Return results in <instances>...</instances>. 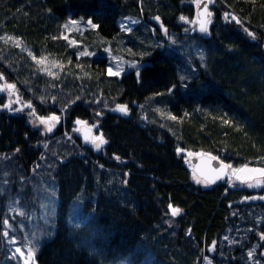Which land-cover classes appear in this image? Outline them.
I'll list each match as a JSON object with an SVG mask.
<instances>
[{
    "label": "trees",
    "instance_id": "16d2710c",
    "mask_svg": "<svg viewBox=\"0 0 264 264\" xmlns=\"http://www.w3.org/2000/svg\"><path fill=\"white\" fill-rule=\"evenodd\" d=\"M213 2L200 36L179 19L193 20L194 0H0V85L58 116L45 133L0 92V264H20L29 241L37 264H201L210 247L214 264H264V202L239 203L254 192L234 180L198 183L184 159L264 168V0ZM89 17L97 28L64 39L67 21ZM105 47L139 63V82L107 74ZM117 104L127 119L106 112ZM76 118L104 137L99 149L80 142ZM237 226L243 251L222 243Z\"/></svg>",
    "mask_w": 264,
    "mask_h": 264
},
{
    "label": "snow or ice",
    "instance_id": "6c2138e0",
    "mask_svg": "<svg viewBox=\"0 0 264 264\" xmlns=\"http://www.w3.org/2000/svg\"><path fill=\"white\" fill-rule=\"evenodd\" d=\"M194 3L197 4L198 11H197V16L193 18V23L198 24L199 31L201 33H206V32H208V24L210 22V18L212 16V12L209 10L207 3H204L202 5V7L200 5V0H194ZM47 11H51V10L48 9ZM224 15H225V18H227L228 13H225ZM154 19L159 21L160 17L156 16V17H154ZM179 19L184 21L187 18L185 16L181 15L179 17ZM232 19L236 20V22L238 24L240 23V21L235 16H233ZM70 22L71 23H76V21H70ZM88 23L91 25V27L93 29L98 27L97 24L92 22V18L91 17H89ZM121 27L124 29L125 32H130L131 31L130 28H125L123 25H121ZM160 29H161V31H164L166 35L168 34L167 30L165 29L163 24L160 25ZM244 32L247 33V35L249 37H252V38L255 39V34L252 31H250L248 28H244ZM16 39L19 40V37H17ZM64 39H68V37H64ZM168 40L170 42H172V43H176L177 42L171 35H168ZM76 43H77L76 40H69V44L70 45H75ZM17 46H19V45H17ZM157 47H160V45H157ZM104 51L108 52V54L111 56V52H110L109 49H105ZM129 51H131V49ZM82 54L83 55H88V56L92 55V53L90 51H85L84 53L77 52V56L78 57L80 55H82ZM29 55H31V53H29ZM140 55L144 56V55H148V53H140ZM33 59H36V57L33 56ZM130 66L135 68L136 75H137V80L139 82V78H140V75H141V70L137 66V62L135 60L131 61L130 62ZM121 71H123V67L120 64L117 65L116 70H113L112 67H108L107 68V73L109 75H111V76H119ZM49 74L50 75H55V73H53V72H50ZM191 78H192L191 76H181V77H179V79L181 81H184L185 79H191ZM0 79H3V74L2 73H0ZM182 86L187 87V85H182ZM174 87H176V85H172L171 87H169L167 89V91L168 92H172ZM7 88L9 90L14 89L15 85L12 84V83H9V84H7ZM157 95H159V93H157ZM42 99H43V97H42ZM69 103H71V101H69ZM2 107L8 108L9 111L13 110L11 107H9V104L2 105ZM65 107H67V105H65ZM116 109L121 111V112H124V113L127 112V107L125 105H122V104H117L116 105ZM169 115L171 116V113H169ZM172 118L175 119V117H172ZM39 119H40V121L42 123H44L46 125L47 131L51 132L52 131V127H53V123L58 120V116L56 114H50V116H48V117H40ZM85 123H86L85 121H82L79 118H76V120H75V124H77V125H82V124H85ZM224 123L228 124L229 121L225 120ZM77 131H79V129H77ZM84 138H85V140H90L92 145H93V147L96 148V149H99L101 147V145H103L105 143L104 137L102 135H100V136H91L90 134H86ZM15 151H19V149H16ZM176 151L180 152L181 149L177 148ZM117 159H119V157H117ZM208 160H209V162L213 161V160H217V157L216 156H212L211 154H209ZM207 168H208L207 173L201 172L200 176H197L196 173L194 172L193 178L196 179L198 183H201V182H203V183H211L214 179H221L225 175H228L229 184L232 183V178L235 177V179L240 180L242 182H248V187H252L253 184L251 183V181L255 180V182L257 184H259L261 182L260 180L256 179V176L264 177V168H258V167L253 168V167H249L246 164L245 165H241L240 167L236 168V167H232L231 164L225 163L224 160H220L219 161V167H217V168L212 167L210 163L207 165ZM229 169H230V172L228 171ZM124 175L127 176L128 173L125 172ZM53 180H54V177H53ZM53 195H54V191H53ZM253 198H255V197H253ZM260 198L264 199V197H260ZM168 208H169V210L171 212V215L174 216V217L177 215V213H179L181 211V209L179 207H174L171 203L168 205ZM16 211H19V209H16ZM69 223H71V221H69ZM4 224H8V221L5 220ZM74 226L75 227H79L78 224H76ZM4 235L7 236V233H4ZM260 238L264 239V233L260 234ZM229 243H232V241H229ZM28 244L31 245L28 248V252H27V256H28V258L30 260L33 257V255H34V248L36 247V244L33 241H29ZM15 251L17 253H20L21 249L20 248H16ZM252 255H253L252 250H249V252H248L249 258H252ZM204 259L207 262V264H211V261L208 259L207 256H205ZM25 264H27V261L25 262Z\"/></svg>",
    "mask_w": 264,
    "mask_h": 264
},
{
    "label": "rangeland",
    "instance_id": "374dc122",
    "mask_svg": "<svg viewBox=\"0 0 264 264\" xmlns=\"http://www.w3.org/2000/svg\"><path fill=\"white\" fill-rule=\"evenodd\" d=\"M70 21H76V23H71ZM182 22L186 24V27H185L186 32L191 30V26H193L192 30L194 31V25H193V20L192 19L191 20L186 19V20H184ZM90 27H91V25L88 22H85L83 20H79V19L78 20L77 19L69 20L64 25V32H65L64 36L66 37L68 34H70L73 31L75 32L76 30H77L76 32H82L85 28H90ZM70 40H75V39L73 37H71ZM76 44H78V43H76ZM105 49H109V48L105 47L103 49L102 53L105 56L111 58V63H110V65H108V67H112L113 70H116L117 65L120 64L123 67V71H121L120 75H122L123 73H125L127 71H134L136 73L135 68L130 66V62L132 60H127V59H124L122 57H118L117 59L116 58H112L113 56L112 55L110 56L108 54V52H105L104 51ZM84 52H85V50H83V53ZM92 53H94V52H92ZM137 66L139 67V63L138 62H137ZM0 92L5 93L6 95H8L7 96L8 97L7 104H9V107H11L13 109L11 112H21V111H24V110L27 109L26 110V114H27V117H28V122L30 123L31 126H33L35 128L40 127L42 129V131L45 132V133H51V132H53L55 130V126L58 124L57 121H55L53 123L52 131L51 132L47 131L46 125L40 121V119H39L40 117L34 115L35 113L32 111V109L28 105V103H22L19 100L18 96L13 91V89L9 90L7 88V84L6 83H4V82L1 83ZM45 117H48V116H45ZM75 125L77 126V124H75ZM75 129L76 128H74V130ZM248 166L249 167H253V168L257 167V166H251V165H248ZM258 168H261V167H258ZM256 179L260 180L261 182L259 184H257L255 182V180L251 181V183L253 184L252 187H248V182H242L240 180L236 181L235 177L232 179V180H234V182L238 183L239 185L243 186L244 188H246L248 190H252L254 192L253 195L249 196L248 198H244V199L240 200L239 203L264 202V199L260 198V197H264V177L256 176ZM253 197H255V198H253ZM256 206H258V205L255 204V207ZM52 208H53L52 209V214L54 216V214H55V211H54L55 206L53 205ZM263 220H264V209H263V211H261V215L258 217V221H263ZM237 228H239V227L237 226L236 229H234L233 233L229 232V231H226V233L224 235V239H222V243H224L226 246H230L229 248H233L234 246L240 247L239 250L243 251L244 248L246 247V246H244L243 248L241 247L244 244L243 243L244 238L240 237L238 240H235V236H237V233H236L237 232ZM261 233H264V232H257L255 237L262 241L264 239L260 238V234ZM229 241H232V243H229ZM255 248H256L255 245H253V247L251 249L252 252L254 251ZM208 252H212V248L211 247L208 249ZM221 252H222V250L218 249V255H221ZM261 254L264 255V250L261 251ZM206 256L211 261V264H214L212 262L211 258H209L208 255H206ZM232 256H233L232 259L235 258L234 257L235 254L234 253L232 254ZM204 257L202 258V263L201 264H207V262L205 261ZM19 258H20L19 259L20 264H25L26 261H27V264H37L35 259H34V255L29 260V258L27 256V253L24 254V255L20 253V257ZM250 264H260V263H254L253 261H251Z\"/></svg>",
    "mask_w": 264,
    "mask_h": 264
},
{
    "label": "water",
    "instance_id": "95a60500",
    "mask_svg": "<svg viewBox=\"0 0 264 264\" xmlns=\"http://www.w3.org/2000/svg\"><path fill=\"white\" fill-rule=\"evenodd\" d=\"M204 3H207L209 10L214 5L213 0H200L201 7H202V5ZM197 11H198L197 4L195 3V5H194V17L197 16ZM194 25H195L196 33L198 35L202 36V35L205 34V33H201L199 31L198 24L194 23ZM122 105H124V104H122ZM106 112L109 113V114L118 116L120 118H123V119H127L129 117V110H128V108H127V112L124 113V112H121V111L117 110L116 109V105L113 106V107H111V108L106 109ZM77 129H79V131H77ZM77 129H76V134H78V137H79L80 141L83 142V143H85V144L92 145V143H91L90 140H85V138H84L86 134H90L91 136L94 135L93 134L94 133V130H93L92 126H90V125H88V124L85 123V124H82V125H78L77 126ZM208 156H209V154H207V153H199V154H197V153H188V154L185 155V160L190 165L193 174L195 172L197 176H200L201 172L207 173V171H208L207 165L209 163L214 168L219 167V161L221 159L217 157V160H213V161H210L209 162ZM228 171L230 172V169ZM227 178H229L228 175H225L221 179H214L211 183H206V184H208L210 186H214L218 182H220L222 180H225Z\"/></svg>",
    "mask_w": 264,
    "mask_h": 264
}]
</instances>
